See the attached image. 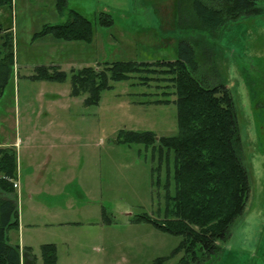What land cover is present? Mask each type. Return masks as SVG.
Instances as JSON below:
<instances>
[{"label": "rangeland", "instance_id": "1", "mask_svg": "<svg viewBox=\"0 0 264 264\" xmlns=\"http://www.w3.org/2000/svg\"><path fill=\"white\" fill-rule=\"evenodd\" d=\"M68 8L92 21L91 42L33 40L44 24L67 22L56 0L0 6V26L11 33L15 52L0 92V145L22 141L15 149L26 188L18 203L21 241L33 247L36 264H43L44 243L56 244L58 264H155L159 257H166L163 264H177L183 256L175 252L182 236L132 221L144 214L159 218L165 211L173 152L166 150L161 158L144 144L115 141L122 130L177 135L176 95L166 97L168 104L151 103L170 90L156 81L139 84L137 78L113 82L97 105L84 104L88 94L71 95L72 69L104 61L175 60L182 39L195 42L203 57L207 47L215 53L220 82L234 99L251 186L244 213L206 264H264V13L229 21L213 38L178 26L177 0H68ZM102 13L112 15V26L101 23ZM199 63L197 76L215 82L213 66L201 58ZM41 65H58L68 78L32 79Z\"/></svg>", "mask_w": 264, "mask_h": 264}, {"label": "trees", "instance_id": "2", "mask_svg": "<svg viewBox=\"0 0 264 264\" xmlns=\"http://www.w3.org/2000/svg\"><path fill=\"white\" fill-rule=\"evenodd\" d=\"M260 0H177V22L181 29L209 33L216 38L229 21L264 13ZM12 6L13 0H0V6ZM61 15L67 14L65 23H46L33 35V40L51 36L56 40L91 42L94 36L92 21L74 8L68 0H56ZM194 19L188 22L187 10ZM193 9V10H192ZM190 12V13H191ZM101 23L112 26L109 13L100 15ZM202 46V45H201ZM206 48V46H202ZM205 57L198 53L195 42L180 40L179 57L175 60L156 61L117 60L104 61L98 66L72 69L71 95H86L84 104L97 105L104 90L112 89L113 82L138 79L139 84L151 85L156 81L164 89V99L150 101L168 104V95H176L179 133L161 136L153 131L122 130L117 143L144 144L161 153L173 152V173L169 171L164 184L166 207L159 218L149 214L138 215L133 222H149L157 228L182 240L175 252L183 251L177 264H206L217 255L221 242L230 237V228L241 216L250 196V179L242 157L239 121L229 87L220 82L213 49H204ZM213 66L215 82L199 73V59ZM15 63L13 37L0 26V92L7 85ZM34 80L65 82L66 71L58 65H41L30 76ZM160 88V89H162ZM146 95L148 93H145ZM168 155V156H169ZM0 264H21L19 244L10 243L8 233L19 229L18 194L13 180L17 176V152L14 148L0 149ZM160 182V180H158ZM161 183V182H160ZM43 264H58L55 243L41 245ZM25 264H36V255L30 247L24 248ZM159 257L155 264H163Z\"/></svg>", "mask_w": 264, "mask_h": 264}, {"label": "crops", "instance_id": "3", "mask_svg": "<svg viewBox=\"0 0 264 264\" xmlns=\"http://www.w3.org/2000/svg\"><path fill=\"white\" fill-rule=\"evenodd\" d=\"M1 24H3L2 22H0ZM22 141L20 140V138H16L14 142L10 143V144H7V145H0V149L1 148H6V147H9V148H14L18 151V148H19V145H21ZM15 181L18 183V187L16 188V192L18 194V203H19V198H21L23 196V193L26 191V188H24V185L22 183V173L19 169V161H18V155H17V176L15 178ZM33 192H29V197L32 198L33 196ZM19 229H12L9 231L8 233V236H9V240H10V243L12 244H19L20 248H21V257H22V261H21V264H25V257H24V248L25 247H30L32 252L36 255V253L33 251V247L32 246H27L25 245L24 243V240L23 242L21 241V237H22V228H23V224H24V221H23V217L21 219V214L19 212ZM12 231V232H11ZM16 231L18 234H14L12 235L13 238L11 240V234Z\"/></svg>", "mask_w": 264, "mask_h": 264}, {"label": "built area", "instance_id": "4", "mask_svg": "<svg viewBox=\"0 0 264 264\" xmlns=\"http://www.w3.org/2000/svg\"><path fill=\"white\" fill-rule=\"evenodd\" d=\"M13 182H14V187L17 188L18 187V183L15 180H13Z\"/></svg>", "mask_w": 264, "mask_h": 264}]
</instances>
